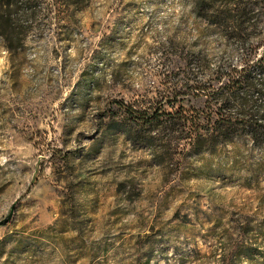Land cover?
<instances>
[{
    "label": "rangeland",
    "instance_id": "rangeland-1",
    "mask_svg": "<svg viewBox=\"0 0 264 264\" xmlns=\"http://www.w3.org/2000/svg\"><path fill=\"white\" fill-rule=\"evenodd\" d=\"M213 29L189 0H0V264H264V153L176 120L154 154L115 102L209 116L189 86L239 65Z\"/></svg>",
    "mask_w": 264,
    "mask_h": 264
},
{
    "label": "trees",
    "instance_id": "trees-1",
    "mask_svg": "<svg viewBox=\"0 0 264 264\" xmlns=\"http://www.w3.org/2000/svg\"><path fill=\"white\" fill-rule=\"evenodd\" d=\"M189 1L195 15L213 26L219 38L235 43L233 50L238 54L239 65H219L209 82L188 85L207 97L210 115L191 119L182 105L176 112H159L115 102L134 125L146 129L148 146L154 154L160 152L157 143L162 137L158 131L170 129L176 120L183 127V139L193 146L201 148L208 142L228 144L244 139L264 153V0Z\"/></svg>",
    "mask_w": 264,
    "mask_h": 264
}]
</instances>
